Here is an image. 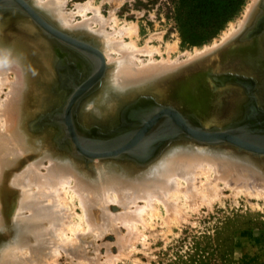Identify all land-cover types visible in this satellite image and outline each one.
Returning <instances> with one entry per match:
<instances>
[{
    "label": "bare ground",
    "instance_id": "bare-ground-1",
    "mask_svg": "<svg viewBox=\"0 0 264 264\" xmlns=\"http://www.w3.org/2000/svg\"><path fill=\"white\" fill-rule=\"evenodd\" d=\"M29 2L61 30L83 36L93 34L100 39V46L96 42L89 43L91 48L102 51L106 60L105 74L97 84L99 87L83 104L82 114L86 119L90 114L101 117L116 97L124 98L135 92L154 90L162 99L176 103V108L180 111L200 114L198 116L207 129L197 128L196 122L184 115L177 119L178 117L169 111L163 112L153 129L137 143L139 146H135L133 155L128 152L112 155L132 138L122 141L123 137L127 136L126 130L122 131L120 136L119 132L113 139H96L84 143L85 140L80 134L79 140L84 145L81 150L84 153L79 150L77 152L68 140L62 138L61 128H57L60 136L54 140H60L59 144L52 142L49 135L37 136L36 132L32 131L34 121L30 117L34 111L32 106L36 97L33 85L35 64L41 55L31 46L36 41L27 34L35 27L32 29L31 18L23 19L10 14L0 16V264H41L44 262L41 259L45 260V255L48 256V251L45 250H53L56 245H62L63 241H69L66 237L69 231L73 232L76 240L80 238L81 222L73 223L70 215L75 200L83 210V220L91 229L97 230V234L103 230L116 231L114 226H117L118 220L128 227L127 230L124 226L129 232L123 236L119 234L117 240L120 239V245H131V241L136 240L138 224L145 222L148 212L158 209L157 203L168 207L170 203H174L173 200L179 198V191L182 190L179 188H184L183 184L189 188L191 184L202 180L203 175L208 177L210 173H214L216 180H224L227 184L235 180L240 190L247 189L264 196V134H247L246 126L242 124L236 126L235 132L226 129L210 130L232 120L236 116L237 105L241 99L235 90L228 89L229 82L220 86L210 78L209 73L207 74V70L212 71L211 73L219 72L223 67L253 70L251 64L257 57L253 46L255 36L248 39L251 34L244 38L248 41L241 47L237 46L239 43L233 39L246 27L258 0H253L247 6L243 18L237 24H231L222 41L218 39L224 44L215 42L214 45L194 52L195 54H186L188 58L184 61L181 58H171L170 52L167 57H163V51L158 54L162 58L157 60L153 56L155 51L150 50V54L145 53L148 57L150 55L146 62L137 57V42L136 47L133 44L135 39L128 43L122 38L126 32L122 34L119 30L124 28L116 29L112 26L110 29L113 31L106 29L100 10L92 11V17L85 15L83 20L75 22L72 12L66 10L64 0ZM81 5H87H76L78 10L82 8L81 11L77 10L78 13L83 14L85 8L89 7L83 8ZM91 20H94L93 24L100 21V27H92ZM106 20L108 21V18ZM114 20H111V25L115 26L118 21L113 24ZM109 24L106 23L107 26ZM20 27L26 32H17ZM171 45L175 47L174 44ZM81 56L84 57L82 54ZM93 56L101 61L95 52ZM42 58L44 57H41V60ZM87 60L84 61L86 68L89 65V59ZM42 61L46 63L45 59ZM91 72L92 69L88 77L93 75ZM85 79L87 77L82 80ZM260 102H264V93ZM155 110L152 109L151 113ZM74 115L73 112L75 122ZM128 121L126 127L130 128L142 124H135L136 121L133 124L129 119ZM165 128L181 133L177 138L171 137L165 141ZM80 130L84 134L88 133L83 128ZM81 131L78 130L79 133ZM187 133L191 137L190 141L186 140L189 136ZM149 135L156 137L158 143L163 141L149 162L139 164L144 161L141 159L145 156L137 155L146 153L143 142ZM104 151L110 155L98 157L94 154ZM85 153L91 156L94 154L92 159L96 160L89 162L91 160ZM183 191L181 192L184 194ZM112 203L116 206L111 209ZM119 206L122 209H117ZM95 209L99 210L100 218H97ZM174 212L176 211L172 214ZM51 244L55 246L48 247ZM46 246L48 249L43 250ZM43 251L47 253L44 254ZM109 259L111 260L110 257Z\"/></svg>",
    "mask_w": 264,
    "mask_h": 264
},
{
    "label": "rangeland",
    "instance_id": "rangeland-1",
    "mask_svg": "<svg viewBox=\"0 0 264 264\" xmlns=\"http://www.w3.org/2000/svg\"><path fill=\"white\" fill-rule=\"evenodd\" d=\"M64 1H66V10L68 12H72L75 22L83 20L85 18V15L86 17H92L94 12L98 9L100 10L99 13H101V16L104 18L102 21L104 22L107 30L113 31V29H110L113 26V28L116 29L124 28V31L119 30L122 34L123 32L124 34L125 32L126 34L131 33L132 37H130V34H127L128 36L125 34L123 35L124 37L122 36V38L128 43L135 39V41L132 42L135 47L137 44V50H135L137 57H140L141 59H143V61L146 62L150 55L148 57V55H146L145 53L150 54L151 51H155L153 53V56H155L157 60L162 58V56L159 55L160 52L163 51V57H167L168 52H170L171 58H181L182 61H184L186 58H188L186 54L192 55L196 51L203 50L205 47H209L213 43L215 44V42L219 44L223 43L219 42V40H223L222 37L225 36V33L230 30L231 24H237L243 18L247 6L253 0H244L240 10L235 14V16H233L226 23L223 29H221L216 35L212 37H208L203 32L204 27L202 24H200L202 26L200 29L198 26H196L193 29L192 34L189 29L181 26L178 19V15L181 11V9L178 7H181L179 6L182 3L181 0ZM208 2H220L221 5L225 3L224 0H215L213 2L208 0L207 3ZM77 3H86L87 6L81 5V7L83 6V8H89H85L86 10L83 9V14L78 13V11H81L82 8L78 10L79 8L76 6ZM91 5H94L97 8ZM253 13L254 9L249 17H251ZM112 14L114 16H112ZM107 18L108 21L110 20L109 22L106 20ZM94 20H91V25L92 27L97 29L100 27L102 21L99 19L101 23L100 21L99 23H97L98 21H96L95 23L97 24H93ZM111 20H114L113 24H115L117 21L118 22L114 26L111 25ZM106 23H110L108 25L110 27H108ZM247 24L248 22L246 23V25ZM32 25V29L34 27L35 28L33 30H30V32H27V34L31 39L34 38L36 42H34L31 46H33L41 55L37 60L38 62L35 64L36 69L34 71L33 85L36 97L32 106L34 108V111L32 113V116L30 117L34 121V127L32 128V131L36 132L35 134H37V136L49 135L52 138V142H54L55 144H59L60 140H54L58 139V137L60 136L57 128H60L58 127V124L61 123L57 120L53 122L44 120L38 121L36 124V121L44 115L56 114L66 103V100L70 96L69 94H71L70 92L72 91V87H69L68 85V83L70 82L68 74L71 75L72 68L69 71L68 63H72L73 60L69 55L67 56L65 53L59 52V48H57L53 37L46 31L45 33L44 29H41L37 25V23L33 21ZM121 26H129V30H131L132 28L134 29L130 32L128 29ZM19 31L21 32V34L26 32L25 29L22 30V28L17 32ZM199 32L201 38H198L197 33ZM238 34H236L235 36H237ZM77 36L83 35L79 34ZM253 36H255L254 38H256V35L253 34L252 38ZM83 37L85 39L93 40V42H91L92 44L95 42L99 46L101 44L100 39H98L93 34H89ZM246 41L248 40H243V43H245ZM171 44H174L173 46L175 47H171ZM144 46L148 48H145ZM146 49L149 51H146ZM172 50L173 52H171ZM143 53L145 55H143ZM41 57H44L42 58V60L45 59L46 63L45 61L41 60ZM87 58L89 59L88 68L85 69L83 68L84 66L81 68L80 64V66L76 65L77 71L80 72L79 74L81 76L80 78L78 77L76 79V83L77 81H81L86 77V73H89V69L93 70V68L95 67L90 57L86 56L84 59L87 60ZM257 69L259 70L258 66ZM81 70L84 71L82 72V74ZM85 70L87 72H85ZM224 70L239 73L240 75L252 76L253 79H257V81L250 84L251 87H248L249 85L246 86L241 83L228 84V89H230V91L235 90L238 95L240 94L239 98L241 100H239V103L237 105L238 111L236 112V116H234L232 120L223 123V126L218 125L220 126L219 128L215 127L210 130L226 129L223 127L230 126V123H233V121H237L240 118L243 119L245 115L248 114L250 120H252L253 122L252 125L248 124L249 122L247 124H244L245 121L242 123L243 120H241V122L239 121V124L242 123L243 126H246L248 131L246 133L261 134L262 132L264 134V121L261 119V115H256L259 110H256L257 108L254 111L251 110L252 106L254 105V102H251L252 95L254 96L256 104L262 105L261 107H264V102H260V97L264 93V73H260L259 75V73H257L258 71H255V69L245 71L243 68L234 69L232 67L229 69L223 67L219 70V72ZM217 84H220V86H222L221 83ZM93 93L94 91L90 93V95L84 97L83 101H81V104H79L74 111V119L77 130L81 131L80 129L83 128V130L88 131L87 134L81 133V138L85 140L83 142H87L89 140L96 141V139H101L102 141L113 139L109 137L113 135L112 133L118 130L123 123H126L128 119L132 121V123L136 121L137 123L135 124L139 125L142 122L139 116L130 118L129 115L126 119V117H124V111H126V108L129 105L139 100V98L141 97L148 99H150V97H154L156 101H162V103L172 105L175 108L177 107L176 103L162 99L154 90H150L149 92H145L143 90L135 92L134 94L126 95L124 96V98H114V102H112L110 106L105 109L101 117L89 113L90 115H88L89 117L86 116L88 118L86 119L82 114L83 104L87 102L86 100H88V98H90ZM140 108L143 107L140 106ZM143 110H145V108H143ZM153 111H148V113H151ZM178 111L180 110L178 109ZM181 111L180 113L182 115L189 119L191 118L190 120H192L193 122H202V120L199 118L200 114L197 113L196 115L190 112ZM253 118H255V120ZM82 119H84L85 121ZM260 119L262 123L261 126H258L257 129V124H260L261 122ZM202 123L203 126L207 128L206 125H204V122ZM166 140L168 139H165V141ZM186 140L190 141V139ZM157 141L158 140H156V137H154L153 135H149L145 139L143 144L144 151L146 153H138L139 155L137 156H145L141 159L144 161L139 164H146L155 156V153L158 152L159 149L158 146H160L163 140L159 143ZM90 160L91 161L89 162L92 163L96 159ZM209 175H211L210 177L212 179L209 177ZM209 175L208 177L206 175H203L202 180L196 181V183L192 182L193 184H191V187H189L190 189L187 188V185V187H185V184H183L184 188L179 189H182L181 191L185 189V191H183L184 194L179 191V198L172 201L175 204L170 203L169 206L166 207L163 203H157L158 209H156L155 212H148V215L146 214L147 218L145 217V222L138 224V229L136 231L138 234H135L137 236L135 237L136 240H132L131 245H129L130 243H127V245L126 242H121V244L124 243L126 245H120V239L117 240L120 235L123 236L128 234L129 232L127 231L128 227L124 225L127 229L126 230L122 225L123 223L118 220H116V222H119L117 224V226H119L114 227H116V229L119 231L103 230L104 232L102 231L101 233L99 232L97 234L98 231L91 229L83 220L85 219L84 216H82V214L84 215L83 210L79 205V202L75 200V206L73 205V209L70 211V215L72 216L73 223L81 222L82 232L80 238H77L76 240L73 232L69 231L70 234L68 232L66 236L69 238V241H63V246L61 244L59 246L56 245L57 247H59L57 248L54 244H51V246L48 245V247H52V245L55 246L56 250H54L55 247H52L53 250H50V248L49 250H45L48 251V253L46 252L48 256L45 255V260H43L44 258L41 259L42 261H44L41 262V264H264V196L262 197L261 195H258L255 192L247 189L240 190L241 188H239V185L236 184L235 180L230 181V183L227 184L224 180H216L214 178V173H210ZM186 184L188 183L186 182ZM187 192H189V194ZM187 194L188 196H186ZM112 206L115 207L116 205H113L112 203V205H110L111 209ZM119 207H117V209H122V207ZM98 211L97 209H95L96 216L98 215L97 218H100V213ZM169 211L171 212V215L169 214ZM173 211H176L173 213L174 215L172 214ZM44 249H48L47 246L46 248L44 247L43 250ZM45 251H43L44 254H46ZM44 254L41 253V255L43 256ZM109 257L111 258V260L109 259Z\"/></svg>",
    "mask_w": 264,
    "mask_h": 264
},
{
    "label": "water",
    "instance_id": "water-1",
    "mask_svg": "<svg viewBox=\"0 0 264 264\" xmlns=\"http://www.w3.org/2000/svg\"><path fill=\"white\" fill-rule=\"evenodd\" d=\"M13 15L15 17H19V18H31L35 23H37L39 26H41L42 29H44L49 35H51L55 41V44L57 45V48H59V52L65 53L67 56L70 55V57L72 58L73 62L72 63H68V68L69 71L71 70V75L68 74L69 76V87H72V91L70 92V96L67 98L66 103L64 104L63 107H61L60 111H58L56 114L54 115H44L43 117L39 118L36 122L38 121H50L53 122L55 120L59 121L61 124H58L59 127L62 129L61 131L63 132V139L65 138V140H68V143H70L72 145V147H74L73 145H75V150H78L80 152H83L81 150V147L84 149V145L82 143L81 140H79V136L82 133H79L76 127V124L73 120V112L75 111V109L78 107V105L81 103V101H83L84 97L90 95V93H92L93 91H95L98 86L97 84H99L101 82V80L104 78V74H105V68H106V60L103 56V53L100 49H97L95 47L91 48V43L89 42H93V40L90 39H85L83 36H77L75 34L66 32L61 30L59 27H57L55 24H53L51 21H49L46 16L41 13L39 10L35 9L28 0H0V16H4V15ZM256 35L255 38V44L253 45L255 50L257 51V54L254 59V63L251 64V66L253 67V69H255V71H258L257 73H264V46H263V40H264V0H259L257 3V6L254 10V13L252 14V16L250 17L248 24L246 25V27L243 29V31H241V33H239L237 35V37H235V39H233L234 41L236 40L237 43H239V45L237 46H244L245 44H243V40L244 38L248 37L249 35ZM252 36H249L248 39H251ZM247 39V40H248ZM247 44V43H246ZM251 46V45H249ZM239 47V48H240ZM94 50V51H93ZM95 52V54H97L100 57L101 61H98L97 59H94L93 53ZM69 53V54H68ZM85 55L87 57L91 56V60L93 61L94 64V68L91 72V74H93L92 76L88 77V72L85 70L86 73V77L87 79H85L84 81H77L76 83V79L80 76V72L77 71V66L81 65V68L85 65L84 63V57L81 56ZM80 64V65H79ZM257 66L259 67V70L257 69ZM87 66H84L83 68H86ZM252 70V69H251ZM90 72V69L88 70ZM82 72H84L83 70H81V74ZM212 71L207 70V74H210V78L217 84L220 83L222 85L226 84L227 82L229 83H241L243 85H249L248 87H250V84L254 83L256 80L253 79L252 76H247V75H240L239 73H235V72H231V71H220V72H213ZM90 74V75H91ZM203 75V74H202ZM206 75V74H205ZM252 100L251 102H254V105L252 106V111H254L257 108V104L256 101L254 99V96H251ZM154 104V105H152ZM146 106L143 107L145 108V110H143V108H140V106ZM248 105V104H247ZM149 107V109H148ZM152 109H156L159 110L158 112L155 110V112L157 113H148V111H152ZM147 110V111H146ZM146 113H145V112ZM169 111L171 114H173L174 116L178 117L177 119H179L180 117L182 118V114L180 113V111H178L177 108H175L172 105L169 104H165L156 101L154 99V97H150V99L148 98H144L141 97L139 98V100L135 101L134 103H132L130 105V107L127 109L126 114L132 115V117L135 116H139V118L142 121V124L144 122H148L145 124H143V126H135V127H126L127 124L129 123H125L123 125H121L119 127V129L124 128V132L126 130L127 132V136L123 137L122 141H126L129 137L131 138L130 141H126L125 145H123L122 147H119L115 152L112 153V155H119L122 154L124 152H128L129 154H132L134 151L135 146L137 145V143L139 141H141L145 135L147 134V132L149 130H152L154 127V124L158 121V117L161 116V114L163 112H167ZM154 114V115H153ZM152 115V116H151ZM160 115V116H159ZM127 116V117H128ZM151 116V118H150ZM252 118V117H251ZM255 120V118H253ZM242 121V123L245 121L244 124H250L252 125L253 122L252 120H250L249 115H245V117L243 119H238L237 121H233V123H230V126L228 127H223L226 128V130L230 131V132H235L237 127L239 125L241 126V124H239ZM240 121V122H239ZM255 124V122H254ZM197 125V126H196ZM196 127L197 128H204L207 129L203 126V123L198 121L196 123ZM231 127V128H229ZM233 127V129H232ZM219 128V127H218ZM258 129V127H256ZM118 131V130H116ZM115 131V132H116ZM163 135L165 139L167 138H177L180 135V131H174V129L172 130H168L167 128H165V130H163ZM135 133V134H134ZM79 134V135H78ZM123 134L120 133L119 136ZM189 135V133H187ZM178 135V136H177ZM160 136V133H159ZM117 137V136H116ZM161 137V136H160ZM198 138V136H196ZM191 138L190 135L188 136V139ZM155 140V139H154ZM198 140V139H197ZM214 141V140H212ZM258 141V140H257ZM89 147V146H88ZM136 151V150H135ZM107 152V151H106ZM104 152H100V153H94L96 155H98V157H106L109 153ZM89 159H92L93 156H95L94 154L91 156V154L89 155L88 153H85ZM110 155V154H109Z\"/></svg>",
    "mask_w": 264,
    "mask_h": 264
},
{
    "label": "trees",
    "instance_id": "trees-1",
    "mask_svg": "<svg viewBox=\"0 0 264 264\" xmlns=\"http://www.w3.org/2000/svg\"><path fill=\"white\" fill-rule=\"evenodd\" d=\"M207 1L181 0L182 3L179 5L181 7H178L181 9L178 19L181 26L189 29L191 34L196 26L200 29L202 27L200 24H202L203 32L208 37L216 35L235 16L244 2V0H224L225 3L221 5L220 2L207 3ZM197 35L201 38L200 32Z\"/></svg>",
    "mask_w": 264,
    "mask_h": 264
},
{
    "label": "flooded vegetation",
    "instance_id": "flooded-vegetation-1",
    "mask_svg": "<svg viewBox=\"0 0 264 264\" xmlns=\"http://www.w3.org/2000/svg\"><path fill=\"white\" fill-rule=\"evenodd\" d=\"M262 106V105H261ZM261 106H259V105H257V109L256 110H259L257 113H256V115L257 114H259V115H261V119L264 121V107H261ZM130 107V105L126 108V111H127V109ZM126 111H124V117H126V119L128 118L127 116V114H126ZM254 116V115H253ZM261 119H260V121H261ZM126 123H128V121L126 122ZM261 123H262V121L260 122V124H257V126L256 127H258V126H261ZM123 124H125V123H123ZM122 124V125H123ZM263 126H264V123H263ZM124 130V128H122V129H118V131H116V132H114V133H112L113 135H111L109 138H112V137H114V136H116L119 132L121 133L122 131ZM119 133V134H120ZM257 134H259V133H257ZM263 133L261 132V134H259V135H262ZM107 136H109V135H107ZM106 136V137H107ZM104 137H105V135H104Z\"/></svg>",
    "mask_w": 264,
    "mask_h": 264
}]
</instances>
